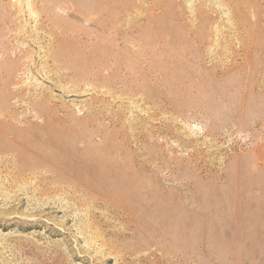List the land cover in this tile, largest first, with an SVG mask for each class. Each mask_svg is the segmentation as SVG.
Listing matches in <instances>:
<instances>
[{"label": "rangeland", "instance_id": "obj_1", "mask_svg": "<svg viewBox=\"0 0 264 264\" xmlns=\"http://www.w3.org/2000/svg\"><path fill=\"white\" fill-rule=\"evenodd\" d=\"M0 121L138 172L0 158V264H264V0H0Z\"/></svg>", "mask_w": 264, "mask_h": 264}, {"label": "bare ground", "instance_id": "obj_2", "mask_svg": "<svg viewBox=\"0 0 264 264\" xmlns=\"http://www.w3.org/2000/svg\"><path fill=\"white\" fill-rule=\"evenodd\" d=\"M102 137L101 135L97 134H90V133H83V136L87 138H92V136ZM47 141H51L52 146L59 148H66L68 150L69 146L67 143L62 142V140L59 141L48 138ZM11 143V144H8ZM59 144H63V146H58ZM38 147V146H37ZM64 150V151H67ZM60 152L59 155H55L53 158L47 157V155L42 151V149H37L34 145H26V143L21 142L15 135H11L6 132L5 128L3 127V123L0 121V158L3 160L7 159L9 161L13 160L16 164L13 170V176L15 178H21V176L24 175L25 172H28L29 170L33 169L34 167L46 165V166H54L53 161L54 159H57L59 161H68V163L64 167H57L54 166L52 168V171L48 175H44L42 177V180H45L46 182L51 183L54 187L52 189H57L59 184H69V183H77L80 182L83 176L85 175H91L93 180H100V178H108L112 179L113 181H116V183L122 187L124 186H133L134 181H136L135 173L136 170H130L127 166V170H125L124 165L114 157L117 154V149H114L109 155L106 154V156L102 158L93 157L88 164H79L75 161L72 163L69 162L70 155L67 156L69 153L67 152ZM28 154L30 156H33L36 158V161L30 163L23 160V155ZM115 154V155H114ZM57 156V157H56ZM92 157V156H91ZM62 158V160H60ZM68 158V159H66ZM90 159V158H89ZM62 168V169H61ZM139 168V167H138ZM145 171V170H144ZM135 172V173H134ZM56 175H53L55 174ZM138 173V172H137ZM56 176L65 177L64 180L59 181L57 180ZM62 179V178H60ZM57 181V182H56ZM239 183V182H238ZM56 184V185H55ZM237 184V183H236ZM237 186V185H236ZM62 188V187H61ZM124 188V187H123ZM133 189V188H132ZM142 194L148 199L150 194L148 190H145L142 192ZM236 201L237 203H240L241 195L236 194ZM19 195L14 196L13 199L15 201H18V203L22 202V199H18ZM244 198V197H243ZM143 200V199H141ZM149 201V199H148ZM147 201V202H148ZM143 202L141 203L143 206L147 208V210L150 209L151 203ZM168 203V202H167ZM47 205L46 208L42 207H35L36 213L40 214L47 210L54 211L55 204H44ZM53 206V207H52ZM237 214V213H236ZM235 214V215H236ZM236 217V216H235ZM239 223L240 220H239ZM37 223H33L32 226H35ZM236 228V226H235ZM235 231V230H234ZM242 231V230H240ZM257 232V231H256ZM236 234H238V230L236 229ZM242 234V233H241Z\"/></svg>", "mask_w": 264, "mask_h": 264}]
</instances>
